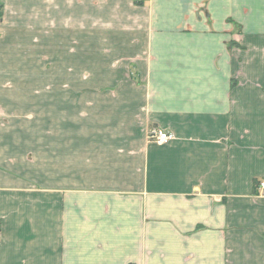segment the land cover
Here are the masks:
<instances>
[{"label":"crops","instance_id":"obj_1","mask_svg":"<svg viewBox=\"0 0 264 264\" xmlns=\"http://www.w3.org/2000/svg\"><path fill=\"white\" fill-rule=\"evenodd\" d=\"M33 1L51 88L0 57L30 82L0 89V264H264V0ZM91 57L146 89L66 88Z\"/></svg>","mask_w":264,"mask_h":264},{"label":"rangeland","instance_id":"obj_2","mask_svg":"<svg viewBox=\"0 0 264 264\" xmlns=\"http://www.w3.org/2000/svg\"><path fill=\"white\" fill-rule=\"evenodd\" d=\"M0 3L2 4V7L0 6V57H7L9 59L13 58L16 59L15 61L20 62L21 65H24V66L18 65V68L20 67L25 68V66L27 65L28 71L27 70L25 71L27 73H31L30 65L38 67L39 81L36 83L38 84V86L34 88L39 89L40 92L47 91L48 89L51 88L50 85L51 83L48 81V77L52 67L50 60L48 59L49 58L48 55H50L51 43L47 41L46 34L40 35L41 40L38 41L37 45H35L36 42L31 41V38L29 36L30 31L34 28L32 27L33 26L32 23H34V21L36 23L37 21L42 19V12H44L42 9H40L37 11L36 16L33 17L30 10L33 7H36L37 5L41 7L40 4L42 3L38 4L37 1L31 2V0H0ZM29 6L31 9L29 8ZM15 7L17 8L16 10ZM19 7L26 11L23 12V14L17 13ZM43 19L45 20V17ZM37 52L39 53V57L36 56ZM74 52L75 51H72V54ZM86 63H87L86 64L87 68L85 69V71L79 72V74H78V68L81 65H77V62L71 63V69H72L71 73L75 75H71V80L69 81V83H65L66 88L86 89V90L130 89V90H137L143 92L146 89L144 85L145 83L144 84L137 83L135 82V79L132 82H127V80L113 81L112 79H110L111 75H109V73L108 75L104 73L105 74L104 76L101 74H97L95 68L96 62L95 59L92 57L87 58ZM1 84H4L5 87L2 88ZM23 84H30V82L20 83L18 81V82H14V84L13 82L12 84L0 83V89H5V88L23 89ZM24 88L27 87L25 86ZM39 113L40 114L38 115V121L41 122L44 120V117L47 116V114L44 111V109H41ZM98 119H100V117H98ZM18 121H23V118L21 117ZM87 129L88 132H95L96 130V128L89 130V127ZM38 158L40 160L36 163H38L39 168H41L42 165L45 164V153L39 152Z\"/></svg>","mask_w":264,"mask_h":264},{"label":"built area","instance_id":"obj_3","mask_svg":"<svg viewBox=\"0 0 264 264\" xmlns=\"http://www.w3.org/2000/svg\"><path fill=\"white\" fill-rule=\"evenodd\" d=\"M171 137V135L167 134L164 131L161 130H154L151 134H150V138H152V140L154 139L155 141L162 143V142H166L167 140H169ZM260 187L262 189H264V182L260 183ZM1 230V227H0Z\"/></svg>","mask_w":264,"mask_h":264},{"label":"trees","instance_id":"obj_4","mask_svg":"<svg viewBox=\"0 0 264 264\" xmlns=\"http://www.w3.org/2000/svg\"><path fill=\"white\" fill-rule=\"evenodd\" d=\"M136 4L143 5L146 0H134ZM0 6L2 7V4L0 3Z\"/></svg>","mask_w":264,"mask_h":264}]
</instances>
